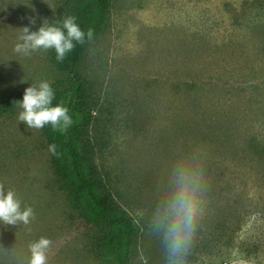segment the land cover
<instances>
[{"label":"rangeland","instance_id":"374dc122","mask_svg":"<svg viewBox=\"0 0 264 264\" xmlns=\"http://www.w3.org/2000/svg\"><path fill=\"white\" fill-rule=\"evenodd\" d=\"M62 1L0 0V100L67 81L49 50L14 52L21 28L64 19ZM78 74L98 178L140 228L134 262L168 264L153 224L185 170L202 177L205 207L186 264H264V0H112ZM21 111L0 116V183L34 218L0 223V264H27L41 237L48 264H97L92 244L108 229L55 184L44 130Z\"/></svg>","mask_w":264,"mask_h":264},{"label":"trees","instance_id":"16d2710c","mask_svg":"<svg viewBox=\"0 0 264 264\" xmlns=\"http://www.w3.org/2000/svg\"><path fill=\"white\" fill-rule=\"evenodd\" d=\"M64 19L68 16L76 18L81 30L87 33L93 30L91 40L85 38L83 44L77 43L63 61H58L54 49H49L50 57L56 67L68 74L67 81L50 84L55 98L52 106L63 104L68 107L73 123L64 133L54 132L51 124L43 127L48 148L55 144L56 154L50 152L55 171V184L61 190H71L77 210L85 220L92 218L104 224L103 232L92 244L97 264H137L134 262V247L140 233L135 220L120 210L106 184L98 178L94 166L92 142L89 131L92 124L90 111L87 110V90L78 74V66L82 61L86 45L98 39L106 30L112 0H63ZM63 19V20H64ZM63 20L58 24L62 25ZM66 31V30H65ZM67 83L64 89H59ZM25 92L7 96L0 100V116L15 112ZM254 154L258 163H264V144L255 140ZM253 148V147H252Z\"/></svg>","mask_w":264,"mask_h":264},{"label":"clouds","instance_id":"9594fccd","mask_svg":"<svg viewBox=\"0 0 264 264\" xmlns=\"http://www.w3.org/2000/svg\"><path fill=\"white\" fill-rule=\"evenodd\" d=\"M29 23L35 25L36 19L29 17ZM22 34L14 47V52L29 56L31 53L54 49L58 61H63L77 43L83 44L87 36L93 37V30L85 34L73 16L66 17L62 25L50 23L44 19L38 31L29 27L20 29ZM66 30V31H65ZM55 93L50 83L45 81L25 89L23 100L16 101L22 111L19 121L28 128L42 129L51 124L54 132L64 133L72 125L68 107L63 104L52 106ZM56 145L49 151L56 154ZM175 188L154 220V230L163 236L168 264H186L194 238L205 214L202 177L198 173L180 170L175 177ZM21 200L13 190H6L0 183V223L16 226L28 225L34 218L31 207H21ZM52 241L41 237L29 244L30 258L27 264H48Z\"/></svg>","mask_w":264,"mask_h":264}]
</instances>
